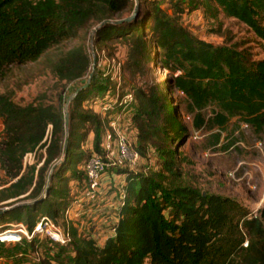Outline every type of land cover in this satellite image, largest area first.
I'll list each match as a JSON object with an SVG mask.
<instances>
[{"label":"trees","instance_id":"trees-1","mask_svg":"<svg viewBox=\"0 0 264 264\" xmlns=\"http://www.w3.org/2000/svg\"><path fill=\"white\" fill-rule=\"evenodd\" d=\"M198 1L245 25L264 48V0ZM133 4L134 0H0V73L9 65L45 55L43 63L58 83H74L84 79L90 66V33L96 49L106 41L122 43L124 72L144 79L131 93L136 149L144 156L146 142L162 145L159 169L120 173L125 177L122 203L111 224L112 235L101 243L68 225L64 211L70 202L69 182L87 185L86 161L92 153L104 155L101 137L107 119L83 103L112 85L109 77L94 72L68 102L67 124L60 105L63 90L44 92L26 104L14 102L9 93L0 94V168L5 177L0 180V204L32 200L10 208L6 213H14L11 221L30 232L41 215L68 231L71 240L59 253L69 246L73 255L58 254L54 263L41 264H264V207L247 218L235 200L203 194L183 181L184 158L167 148L185 130L171 103L174 90L193 109L211 106V127L221 131L237 117L255 134H264V57L253 58L248 48L236 43L198 38L156 1L143 7L146 25L139 19L114 22V15L131 10ZM178 5L174 4L182 13ZM69 39L77 43L63 46ZM154 63L179 72L166 80L163 90L154 77ZM196 117L199 127L203 120ZM89 132L92 149L87 153L82 142ZM27 154H33V162L24 164Z\"/></svg>","mask_w":264,"mask_h":264},{"label":"rangeland","instance_id":"rangeland-1","mask_svg":"<svg viewBox=\"0 0 264 264\" xmlns=\"http://www.w3.org/2000/svg\"><path fill=\"white\" fill-rule=\"evenodd\" d=\"M153 1H156L167 15L177 17L181 25L198 38L213 44L236 43L248 48L253 58L264 57V48L261 46L263 42L245 25L225 17L219 11L202 7L198 0H143L142 5L140 0H134L131 10L113 16L114 22L133 17V21L143 20L146 25L147 18L142 16V10ZM176 2H179L178 6L183 10L182 13L176 10L177 7L174 6ZM97 27H93V31ZM76 43L75 39H69L62 45L69 47ZM98 46L97 49L94 47L90 33L86 45L90 66L84 79L74 83L64 81L58 83L50 69L43 63L45 55L33 62L9 65L0 73V94L9 93L14 102L19 104L35 101L44 92L51 94L63 90L60 103L63 113L67 111V100L74 95L76 88L87 83L90 74L95 72L110 78L112 85L110 89L105 93H102L101 89L96 98L90 97L83 106L107 119L106 130L109 129V120L118 117L120 128L126 134L132 149L137 151L139 160L132 166L109 167L102 176L96 197L91 200L84 196L86 185L69 182L70 202L64 211L65 220L69 226L77 230V233L84 236L94 234L97 241L106 235L104 230L111 227L114 215L122 203L125 177L120 173L155 171L159 169L162 159L158 149V146L162 145L155 141L152 144L146 142L144 156L136 149L139 140L131 118L135 112V101L131 93L136 86L144 82V79L129 78L124 72L126 48L122 43L106 41L104 45ZM152 67L154 77L162 90L165 89L166 80H171L172 76L179 73L166 70L158 63L152 64ZM119 94L123 95L120 97ZM119 99L123 105L119 104ZM171 103L177 110L175 116L185 130L184 135L178 140L172 139L167 148L180 154V158H184L180 161L183 181L196 187L203 194H214L235 200L243 208L247 218L255 216L257 211L264 207V134H255L247 125L238 122L237 117L231 118L221 131L217 127H211L212 107L193 109L190 101L180 91L174 90ZM197 114L203 120L199 127L195 125L198 121ZM1 130L0 120V132ZM106 130L101 137V145ZM217 134H220L218 138ZM92 138L93 134L89 132L82 142L87 153L92 149ZM23 162L32 163L33 154H27ZM4 178V172L0 168V180ZM32 203V200L19 199L10 206H3L1 203L0 209ZM13 219V212L6 213L4 218L0 219V232L6 229L16 230L19 223L11 221ZM58 223L62 225L63 218H59ZM8 235V233L5 235L7 237L4 241H0V264H41L46 260L54 263L53 258L60 254L61 245H57L44 235H35L31 239L22 233ZM243 245H246V242ZM60 255L72 256L73 252L69 246H65V251Z\"/></svg>","mask_w":264,"mask_h":264},{"label":"built area","instance_id":"built-area-1","mask_svg":"<svg viewBox=\"0 0 264 264\" xmlns=\"http://www.w3.org/2000/svg\"><path fill=\"white\" fill-rule=\"evenodd\" d=\"M121 101H119V104L123 105ZM118 120L119 118L115 116V118L108 122L109 129L106 130L102 143L104 155L92 153L84 165L87 176L84 196L90 200L96 197L102 176L109 167L132 166L139 160L137 151L132 149L126 134L120 128ZM17 226L18 228L16 230L6 229L0 232V241L6 239L7 236L5 235L7 233L9 234L8 236L11 233H22L28 239L33 238L35 235H44L59 245H66L71 240L67 230H63L46 216H41L30 232L22 223H19Z\"/></svg>","mask_w":264,"mask_h":264},{"label":"water","instance_id":"water-1","mask_svg":"<svg viewBox=\"0 0 264 264\" xmlns=\"http://www.w3.org/2000/svg\"><path fill=\"white\" fill-rule=\"evenodd\" d=\"M125 21H129V22H130V21H133V17H131V18H127V19H125ZM108 22H109V21H105L104 23H108ZM118 22H120V21H118ZM91 77H92V74H90L87 83H85V84L83 85V87H85V86L89 83ZM77 91H78V90H77ZM77 91H76V92H77ZM76 92L74 93L73 96H71V97L67 100V104H68V102L70 101V99H71L72 97L75 96ZM67 121H68V120H67V113L65 112V123H66V124H67ZM12 207H14V206H12ZM12 207H10V208H12ZM10 208H9V207L1 208V209H0V215L6 213Z\"/></svg>","mask_w":264,"mask_h":264},{"label":"crops","instance_id":"crops-1","mask_svg":"<svg viewBox=\"0 0 264 264\" xmlns=\"http://www.w3.org/2000/svg\"><path fill=\"white\" fill-rule=\"evenodd\" d=\"M116 214L114 215V221L116 220ZM113 224V223H111ZM106 232V235L105 236H101L100 239L98 240L99 243H101L105 238H107L108 236H111L112 235V230H111V227H108L106 228V230H104ZM92 237H96L94 234L92 235Z\"/></svg>","mask_w":264,"mask_h":264}]
</instances>
